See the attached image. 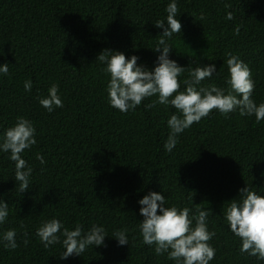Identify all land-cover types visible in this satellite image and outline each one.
<instances>
[{
    "label": "trees",
    "instance_id": "1",
    "mask_svg": "<svg viewBox=\"0 0 264 264\" xmlns=\"http://www.w3.org/2000/svg\"><path fill=\"white\" fill-rule=\"evenodd\" d=\"M171 2L0 0V66H9L7 75L0 73V138L23 117L31 121L36 140L21 153L33 169L23 193L10 152L0 151V200L8 204L0 224V264H176L143 242L138 201L149 192L164 195L165 207L189 208L190 219L196 205L210 211L207 227L216 235L208 242L215 249L209 264H264L240 251L242 242L225 219L228 202L239 199L246 185L264 196V120L241 116L239 110L226 115L213 110L178 134L169 152L167 121L180 115L174 107L147 108L158 95L126 113L109 104L110 76L97 56L105 49L135 55L138 66L152 71L163 34L155 23L166 22ZM176 3L182 27L166 38L172 48L168 58L184 68L214 64L216 72L197 89L210 84L227 89L230 52L251 71V99L264 103V0ZM229 12L232 20L226 19ZM189 78L187 71L178 77L179 91ZM25 81H31V91H25ZM53 84L63 107L49 112L39 100ZM51 219L61 222V232L103 227L105 240L62 260V242L45 248L36 235ZM11 229L14 250L3 241ZM118 230L126 232L127 245L115 240Z\"/></svg>",
    "mask_w": 264,
    "mask_h": 264
},
{
    "label": "clouds",
    "instance_id": "2",
    "mask_svg": "<svg viewBox=\"0 0 264 264\" xmlns=\"http://www.w3.org/2000/svg\"><path fill=\"white\" fill-rule=\"evenodd\" d=\"M227 7L229 6L226 5ZM165 11L166 22L157 20L155 23L156 28L163 29V34L155 49L161 54L157 58V66L152 71L138 66V57L135 55L126 58L123 53L105 49L97 56L96 60L106 65L104 71L110 76L107 85L110 106L126 113L134 110L145 98L158 95L157 100L146 105L147 108L157 104L174 107L180 115L174 114L167 121L171 131L164 147L169 152L175 147L178 134L207 117L213 110L222 115L239 110L241 116L254 115L258 122L264 120V103L257 105L251 99L255 87L251 71L238 56L227 53V89L214 84L197 89L196 86L201 81L210 79L216 72L214 64L184 68L168 58L172 48L166 43V38L180 33L182 25L177 19L179 10L176 0H172ZM203 18L202 15L201 19ZM226 19H233L231 12L227 14ZM235 32L239 33V27ZM8 71L7 64L0 66V73L7 75ZM185 71L190 78L185 79L186 88L181 92L178 77ZM31 88V81H25V91H31ZM39 103L49 112H52L54 107H63L58 95V86L51 85L48 96L40 99ZM34 137L35 129L31 121L21 117L15 126L8 128L0 138V151L10 152V160L15 162V180L19 182L20 193L28 190L29 177L33 171L21 157V153L36 144ZM36 159L42 165L45 163L42 155L37 154ZM238 197L239 199L228 202L225 219L230 230L242 242L240 251L264 260V196L258 195L252 187L246 185L239 190ZM138 204L139 214L143 217L139 224L143 242L146 245H155L157 255L168 253V259L176 261V264H209L214 259L215 249L208 243L216 235L215 232L208 231L207 218L210 211L202 210L196 205L197 214L190 219L189 208L165 207L164 195L155 192H149ZM7 216L8 204L0 200V224L4 223ZM62 227L58 219H51L36 231L45 248L62 242L65 249L60 256L62 260L73 255L80 256L90 245L101 246L106 237L104 228L96 225L84 234L80 226L71 231L63 228L61 232ZM61 236L64 237L62 241ZM114 236L119 245L128 244L124 230L116 231ZM3 241L6 242L7 248L16 249L18 245L15 229L6 231ZM23 243L27 246L29 241L25 239Z\"/></svg>",
    "mask_w": 264,
    "mask_h": 264
}]
</instances>
